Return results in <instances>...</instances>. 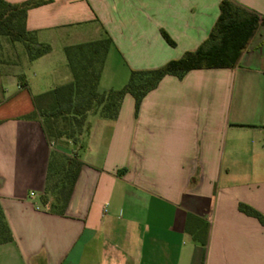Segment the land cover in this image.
Segmentation results:
<instances>
[{
  "label": "crops",
  "instance_id": "crops-1",
  "mask_svg": "<svg viewBox=\"0 0 264 264\" xmlns=\"http://www.w3.org/2000/svg\"><path fill=\"white\" fill-rule=\"evenodd\" d=\"M231 1L264 15V0ZM218 6L52 0L25 21L49 53L30 62L20 43L0 37V207L12 236L0 245V264H264V225L238 210L246 205L264 217V26L234 68L165 76L137 112L126 95L115 120L90 126L63 216L39 201L55 147L39 121L23 119L34 111L32 98L49 91L56 62L55 84L70 82L64 48L107 36L98 90H118L131 71L196 50ZM111 53L121 72L101 89ZM189 216L208 224L204 248L186 231Z\"/></svg>",
  "mask_w": 264,
  "mask_h": 264
},
{
  "label": "trees",
  "instance_id": "trees-1",
  "mask_svg": "<svg viewBox=\"0 0 264 264\" xmlns=\"http://www.w3.org/2000/svg\"><path fill=\"white\" fill-rule=\"evenodd\" d=\"M51 2L52 0H27L11 5L0 0V37L12 43H20L30 62L49 53L50 47L38 44L34 34L26 30V14L30 9ZM218 10L217 19L206 40L196 50L186 52L179 59L171 60L157 69L131 71L127 84L119 90L105 93L98 90L103 65L111 45L107 36L97 41L64 48L70 82L34 96V111L23 119L39 121L51 142L64 137L72 140L76 147L81 137L88 132V127L85 126L87 116L91 114L100 119L115 120L126 95L133 98L137 112L141 100L165 76L181 78L192 70L234 68L256 30L264 26V15H256L231 0H219ZM161 34L168 45L174 46L164 32ZM59 124L71 128L70 133L66 134L65 130L61 132L57 128ZM81 166L82 163L75 156L68 158L51 151L45 186L39 198L41 205H48L49 213L64 215ZM238 210L264 225V217L252 208L240 204ZM190 220H193L191 226ZM186 231L194 242L202 248L205 247L208 232L206 222L189 216ZM11 241L12 236L0 207V245Z\"/></svg>",
  "mask_w": 264,
  "mask_h": 264
},
{
  "label": "rangeland",
  "instance_id": "rangeland-1",
  "mask_svg": "<svg viewBox=\"0 0 264 264\" xmlns=\"http://www.w3.org/2000/svg\"><path fill=\"white\" fill-rule=\"evenodd\" d=\"M22 48H23V46H22ZM23 50H24V48H23ZM61 56V58H65V56H64V53L63 54H61L60 55ZM60 64L58 63V62H56V69L54 70V73H53V71L50 73V75H49V77L51 78V86H50V88H49V90L50 89H53L54 87H57V86H60V84H55V83H57V82H54V81H56L55 79V77L56 76H58L59 75V69H60V66H59ZM68 68V67H67ZM68 72H69V69H68ZM121 72V68H120V64H119V61H118V58L116 57V55H115V53H111L110 55H109V57H108V63H107V67H106V73H105V75H106V78L104 79V81H103V83H102V85H101V89H102V87L104 86V87H106L107 85H110L109 84V81L115 76V75H117V74H119ZM69 74H70V72H69ZM29 77V74H26V78H28ZM71 77V76H70ZM128 80H129V77H128V79L126 80V81H124L123 83L124 84H122V86H121V88H119V89H122L126 84H127V82H128ZM107 81H108V83H107ZM115 83V82H114ZM103 87V88H104ZM118 89V90H119ZM100 90V89H99ZM15 92L16 91V87L14 86L13 87V89L12 90H9V92ZM97 120H101L100 118H98L97 116H94V115H91V114H89L88 116H87V118H86V127H90V126H96V121ZM60 125V124H59ZM61 132H65L66 131V134H69L70 133V129L71 128H68V127H66V126H58L57 127ZM65 130V131H64ZM87 138H88V135H87V133H85L84 135H83V143L80 141L78 144H77V146L76 147H74V145H73V142H72V140H68V139H66V138H64V137H62V138H58V139H55L54 141H52L53 142V145H54V150H52V151H54V152H56L57 154H60V155H62V156H66V157H68V158H70V157H73V156H75V154H77V153H79L78 151H79V146L80 145H84L85 144V141L87 140ZM74 154H73V153ZM52 182V181H51Z\"/></svg>",
  "mask_w": 264,
  "mask_h": 264
},
{
  "label": "built area",
  "instance_id": "built-area-1",
  "mask_svg": "<svg viewBox=\"0 0 264 264\" xmlns=\"http://www.w3.org/2000/svg\"><path fill=\"white\" fill-rule=\"evenodd\" d=\"M30 195H32V194H30Z\"/></svg>",
  "mask_w": 264,
  "mask_h": 264
}]
</instances>
